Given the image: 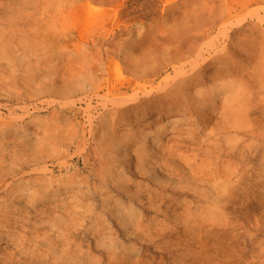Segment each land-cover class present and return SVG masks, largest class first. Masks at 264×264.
<instances>
[{
	"label": "rangeland",
	"instance_id": "374dc122",
	"mask_svg": "<svg viewBox=\"0 0 264 264\" xmlns=\"http://www.w3.org/2000/svg\"><path fill=\"white\" fill-rule=\"evenodd\" d=\"M0 264H264V0H0Z\"/></svg>",
	"mask_w": 264,
	"mask_h": 264
},
{
	"label": "bare ground",
	"instance_id": "6f19581e",
	"mask_svg": "<svg viewBox=\"0 0 264 264\" xmlns=\"http://www.w3.org/2000/svg\"><path fill=\"white\" fill-rule=\"evenodd\" d=\"M224 24V23H223Z\"/></svg>",
	"mask_w": 264,
	"mask_h": 264
}]
</instances>
